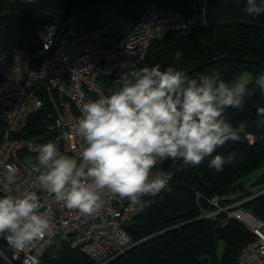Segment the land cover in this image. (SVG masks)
I'll list each match as a JSON object with an SVG mask.
<instances>
[{
	"label": "trees",
	"instance_id": "16d2710c",
	"mask_svg": "<svg viewBox=\"0 0 264 264\" xmlns=\"http://www.w3.org/2000/svg\"><path fill=\"white\" fill-rule=\"evenodd\" d=\"M147 3L178 10L193 24L184 32L169 33L153 43L141 67L157 64L162 70L174 67L190 79L218 72L226 82L248 74L252 78L248 85L252 95L246 98L244 109L229 108L225 113L227 121L241 113L246 134L241 133L240 141L228 142L213 154L232 155L222 171L209 167L211 157L195 167L180 168L179 162L174 166L171 161L165 162L161 167L173 172L171 185L151 197L150 206L139 209L133 217L127 232L135 246L106 264H238L240 252L252 239L251 234L235 220L221 226L223 214L215 219H203L200 214L210 210L207 200L212 196L238 192L237 200L254 196L241 208L264 221V194L255 196L264 190V173L250 185L255 191L245 187L244 181L264 162V126H258L259 118L251 116L255 105H264V95L255 85V78L264 74V14L249 16L245 12L246 0H0V53L10 55L21 49L33 56L39 48L36 30L42 25L62 28L77 8L91 26H99L97 22L105 11L122 16L133 26ZM177 51L182 54L178 61ZM38 86L43 107L28 121L25 133L29 138L46 131L51 123L48 116L53 113L46 91L41 84ZM4 132L0 123V142ZM248 136H253V144ZM220 240L224 242V252L219 257ZM52 253L58 259L53 260ZM0 264H3L1 260ZM39 264L94 263L55 240L40 256Z\"/></svg>",
	"mask_w": 264,
	"mask_h": 264
},
{
	"label": "clouds",
	"instance_id": "9594fccd",
	"mask_svg": "<svg viewBox=\"0 0 264 264\" xmlns=\"http://www.w3.org/2000/svg\"><path fill=\"white\" fill-rule=\"evenodd\" d=\"M245 12L264 14V0H246ZM181 55L177 51L175 60ZM251 80L241 74L226 82L218 72L190 79L183 71L162 70L159 64L122 73L110 94L78 104V158L62 153L53 142L39 145L33 165L37 190L15 194L11 186L17 183L19 169L7 166L0 181L5 185L0 238L20 252L54 236L51 207L38 193L84 215L97 212L107 196L143 210L168 186L173 172L161 167L167 161L195 167L211 157L209 167L222 171L232 155L213 154L246 134L245 125L233 127L225 113L244 109L252 95ZM255 85L264 95V74L255 78ZM258 116V126H264V109ZM51 258L58 255L52 253Z\"/></svg>",
	"mask_w": 264,
	"mask_h": 264
},
{
	"label": "built area",
	"instance_id": "2783aa9c",
	"mask_svg": "<svg viewBox=\"0 0 264 264\" xmlns=\"http://www.w3.org/2000/svg\"><path fill=\"white\" fill-rule=\"evenodd\" d=\"M192 24L178 10L147 3L126 35L110 37L101 26H91L76 10L62 28L42 25L36 30L39 48L33 56L21 49H15L10 55L0 53V123L5 128L0 142V181L4 180L8 165L19 169L11 194L24 189L37 190L33 165L39 145L53 142L62 153L78 158L81 141L74 130L80 116L78 104L110 94L118 87L114 82L122 73L141 67L153 43L169 33L184 32ZM39 84L47 93L53 113L48 116L51 123L46 131L29 138L25 133L28 121L43 107L38 95ZM248 141L251 143V136ZM29 158L34 161L33 165L26 163ZM4 188L0 183V196L5 194ZM38 194L51 207L55 234L20 252L0 238L3 264H35L55 240L79 251L94 264L109 263L135 246L127 232L132 223L128 214L138 208L130 207L126 200L107 196L97 212L84 215L55 203L44 193ZM261 194L264 192L255 196ZM230 196L237 200L239 193ZM253 197L224 209L220 204L227 196H212L207 200L210 210L200 214V218L215 219L225 213L221 226L235 220L251 234L252 239L240 252L238 264H264V221L241 208Z\"/></svg>",
	"mask_w": 264,
	"mask_h": 264
},
{
	"label": "rangeland",
	"instance_id": "374dc122",
	"mask_svg": "<svg viewBox=\"0 0 264 264\" xmlns=\"http://www.w3.org/2000/svg\"><path fill=\"white\" fill-rule=\"evenodd\" d=\"M203 8V7H202ZM78 10V8L76 9ZM74 10V11H76ZM99 26L104 30L105 34L110 36V37H117L118 35H123L129 28V22L123 18L120 15H117L113 13L112 11H105L101 17L99 18L98 22ZM252 141L251 143L253 144L254 138L251 136ZM26 163L28 165H33L34 161L29 158L26 160ZM264 173V162L262 163V166L255 172L252 176L244 178V181L246 182L245 187H248L251 191H255L254 187H250L251 184L255 183L260 176V174ZM264 192V190L262 191ZM262 195V194H261ZM240 200H235V198L231 197L230 195L227 196L226 200L220 204L221 208L227 209L230 208V206L236 204ZM138 210H135L133 212H130L128 214V218L131 219V222H133V217L136 216L138 213ZM224 215V218L226 216L225 213H221ZM223 218V219H224ZM222 219V220H223ZM221 220V221H222ZM238 222V221H236ZM239 223V222H238ZM241 226H243L241 224ZM244 229H246L243 226ZM247 231V230H246ZM224 252V242L220 240L217 244V255L220 257Z\"/></svg>",
	"mask_w": 264,
	"mask_h": 264
},
{
	"label": "water",
	"instance_id": "95a60500",
	"mask_svg": "<svg viewBox=\"0 0 264 264\" xmlns=\"http://www.w3.org/2000/svg\"><path fill=\"white\" fill-rule=\"evenodd\" d=\"M262 109H264V105L263 104L255 105L251 109V116L261 119V117L258 116V112H260V110H262ZM228 121L231 122V123H234V124H240L241 123V113L234 114L232 117H230V119Z\"/></svg>",
	"mask_w": 264,
	"mask_h": 264
},
{
	"label": "crops",
	"instance_id": "0c3cea01",
	"mask_svg": "<svg viewBox=\"0 0 264 264\" xmlns=\"http://www.w3.org/2000/svg\"><path fill=\"white\" fill-rule=\"evenodd\" d=\"M97 25H99V24H97ZM129 25V28H128V30L123 34V35H118V36H124V35H126L127 33H128V31L130 30V28L132 27L131 26V24H128Z\"/></svg>",
	"mask_w": 264,
	"mask_h": 264
}]
</instances>
